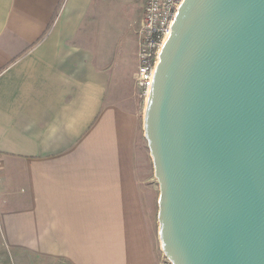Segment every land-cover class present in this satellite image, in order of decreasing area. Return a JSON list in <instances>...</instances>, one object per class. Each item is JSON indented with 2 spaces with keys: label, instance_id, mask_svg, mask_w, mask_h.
<instances>
[{
  "label": "crops",
  "instance_id": "1",
  "mask_svg": "<svg viewBox=\"0 0 264 264\" xmlns=\"http://www.w3.org/2000/svg\"><path fill=\"white\" fill-rule=\"evenodd\" d=\"M111 2L0 0L3 264L163 263L137 144L139 42L115 40Z\"/></svg>",
  "mask_w": 264,
  "mask_h": 264
},
{
  "label": "water",
  "instance_id": "2",
  "mask_svg": "<svg viewBox=\"0 0 264 264\" xmlns=\"http://www.w3.org/2000/svg\"><path fill=\"white\" fill-rule=\"evenodd\" d=\"M145 103L171 264H264V0H184Z\"/></svg>",
  "mask_w": 264,
  "mask_h": 264
},
{
  "label": "built area",
  "instance_id": "3",
  "mask_svg": "<svg viewBox=\"0 0 264 264\" xmlns=\"http://www.w3.org/2000/svg\"><path fill=\"white\" fill-rule=\"evenodd\" d=\"M184 0H146L139 31L138 67L135 81L142 101L150 94L159 55ZM0 264L1 262L0 258Z\"/></svg>",
  "mask_w": 264,
  "mask_h": 264
},
{
  "label": "rangeland",
  "instance_id": "4",
  "mask_svg": "<svg viewBox=\"0 0 264 264\" xmlns=\"http://www.w3.org/2000/svg\"><path fill=\"white\" fill-rule=\"evenodd\" d=\"M146 0H112L111 8L113 11V22L114 28L124 31L122 34L118 33V37L115 40L126 41L130 44V47L134 45V39L139 42V31L142 25L143 10ZM120 27V28H119ZM136 44V43H135ZM134 85L136 81L133 82ZM137 89V88H136ZM136 97L138 99V104L141 108V121L138 129V141L137 144L140 149L143 150V169L147 173L148 183L153 193V206L151 208L150 218V228L152 234L154 235V240L156 242L157 252L160 255L162 264H171L163 252L161 251L160 241H159V220H158V198L160 194V188L158 179L154 174L153 159L150 154L147 140L144 136V112H145V102L141 100L139 94L136 91Z\"/></svg>",
  "mask_w": 264,
  "mask_h": 264
}]
</instances>
